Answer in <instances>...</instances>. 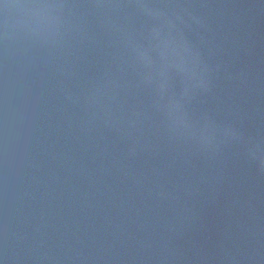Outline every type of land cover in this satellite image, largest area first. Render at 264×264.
Segmentation results:
<instances>
[{
	"label": "water",
	"instance_id": "95a60500",
	"mask_svg": "<svg viewBox=\"0 0 264 264\" xmlns=\"http://www.w3.org/2000/svg\"><path fill=\"white\" fill-rule=\"evenodd\" d=\"M0 264H264V0H0Z\"/></svg>",
	"mask_w": 264,
	"mask_h": 264
},
{
	"label": "clouds",
	"instance_id": "9594fccd",
	"mask_svg": "<svg viewBox=\"0 0 264 264\" xmlns=\"http://www.w3.org/2000/svg\"><path fill=\"white\" fill-rule=\"evenodd\" d=\"M4 7H5V8H8V7H10V5H8V4H5V5H4Z\"/></svg>",
	"mask_w": 264,
	"mask_h": 264
}]
</instances>
